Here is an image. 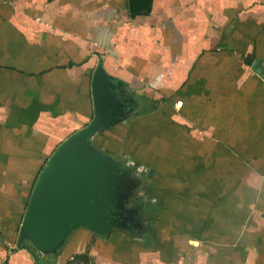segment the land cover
Returning <instances> with one entry per match:
<instances>
[{
  "label": "crops",
  "instance_id": "crops-1",
  "mask_svg": "<svg viewBox=\"0 0 264 264\" xmlns=\"http://www.w3.org/2000/svg\"><path fill=\"white\" fill-rule=\"evenodd\" d=\"M100 64L122 107L88 145L129 219L20 246ZM0 264H264V0H0Z\"/></svg>",
  "mask_w": 264,
  "mask_h": 264
},
{
  "label": "water",
  "instance_id": "water-1",
  "mask_svg": "<svg viewBox=\"0 0 264 264\" xmlns=\"http://www.w3.org/2000/svg\"><path fill=\"white\" fill-rule=\"evenodd\" d=\"M130 1L133 15L150 4V0ZM92 86L95 116L61 143L43 167L21 224L20 246L25 238H32L46 248L55 247L74 226L87 225L104 233L129 219L114 211L115 193L126 181L117 165L100 155L98 160L82 159L90 149L89 138L109 126L122 107L114 92L117 85L107 78L102 64L94 72ZM83 141L84 156L76 148Z\"/></svg>",
  "mask_w": 264,
  "mask_h": 264
},
{
  "label": "rangeland",
  "instance_id": "rangeland-1",
  "mask_svg": "<svg viewBox=\"0 0 264 264\" xmlns=\"http://www.w3.org/2000/svg\"><path fill=\"white\" fill-rule=\"evenodd\" d=\"M89 146V145H88ZM76 148H77V150L78 151H80V154L82 155V156H84V153H83V151L85 150V151H87L86 150V146H85V141H83V142H80L79 144H77V146H76ZM97 153H95L94 152V149L93 148H91L90 147V149H89V151H87V153L85 154V157H83L82 159L84 160L85 158L87 159V157L88 158H91V159H99L98 157H97ZM96 160V161H97ZM116 168V167H115ZM108 170H110V168H108ZM117 196H118V198L120 199V197L122 198V197H125V196H129V194H127V195H121V193H119V194H117ZM122 202V201H121Z\"/></svg>",
  "mask_w": 264,
  "mask_h": 264
},
{
  "label": "built area",
  "instance_id": "built-area-1",
  "mask_svg": "<svg viewBox=\"0 0 264 264\" xmlns=\"http://www.w3.org/2000/svg\"><path fill=\"white\" fill-rule=\"evenodd\" d=\"M182 101H178L177 104L180 105Z\"/></svg>",
  "mask_w": 264,
  "mask_h": 264
}]
</instances>
